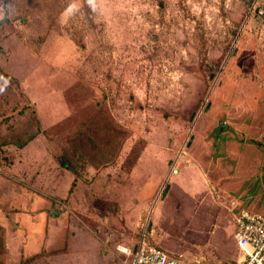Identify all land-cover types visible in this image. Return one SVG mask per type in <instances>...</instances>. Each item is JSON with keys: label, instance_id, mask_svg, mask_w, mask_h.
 <instances>
[{"label": "rangeland", "instance_id": "1", "mask_svg": "<svg viewBox=\"0 0 264 264\" xmlns=\"http://www.w3.org/2000/svg\"><path fill=\"white\" fill-rule=\"evenodd\" d=\"M222 179L264 210V0H0V264L227 254Z\"/></svg>", "mask_w": 264, "mask_h": 264}, {"label": "built area", "instance_id": "2", "mask_svg": "<svg viewBox=\"0 0 264 264\" xmlns=\"http://www.w3.org/2000/svg\"><path fill=\"white\" fill-rule=\"evenodd\" d=\"M238 249L231 263L219 264H264V211L247 207L239 197L231 196L224 203ZM116 254L124 264H215L200 258H189L182 253L170 255L157 245L141 238L134 250L122 243L114 245Z\"/></svg>", "mask_w": 264, "mask_h": 264}, {"label": "crops", "instance_id": "3", "mask_svg": "<svg viewBox=\"0 0 264 264\" xmlns=\"http://www.w3.org/2000/svg\"><path fill=\"white\" fill-rule=\"evenodd\" d=\"M252 164V163H251ZM180 173H182V172H179V174ZM201 175V176H200ZM198 176H200L201 177V180H202V182H203V184H204V188H203V190L202 191H206V189H207V191H209V186H208V181H207V179L204 177V174L202 173V169L200 168V171H199V174H198ZM238 186H239V184H238ZM246 188H240V186H239V191H237V193L240 195L241 194V196H239V195H232V196H236V197H239L240 199H241V201L247 206V207H249V208H251V209H253V210H255L253 207H254V203L253 202H250L249 201V199L251 198V191L248 189V186H247V184H246V186H245ZM212 188V191H211V193L214 195L215 194V196H218V194H219V192L218 191H215L216 190V188L214 189V186H212L211 187ZM230 187L229 186H227V184L225 185L224 183H223V179H222V196H227L230 192ZM202 191H200V192H202ZM195 193L196 194H198V192H196L195 191ZM195 196H197V195H195ZM229 197H231V195L229 196L228 195V197H227V199L229 198ZM225 202H226V200H225ZM224 202V203H225ZM224 203H223V208H224V212H225V215L227 216V218H228V223H229V225H232L231 224V222H230V219H229V216H228V213L226 212V209H225V207H224ZM262 211H264V210H262ZM192 215H197V213H196V211L194 210L193 211V213H192ZM191 215V216H192ZM199 216H201V215H199ZM202 217H204L205 218V216H202ZM217 217V216H216ZM216 217H213L214 218V220H208L207 219V224H205L204 223V227L203 228H201L200 229V231L201 232H205V233H208V236H207V238H206V246L207 247H209L208 249H210V252H212V253H214V256H210V255H208V254H206L205 252H201V251H199L198 250V252L197 253H195V252H192V254H190V255H188L187 257H189V258H200V259H202L204 262H206V263H215V264H219V263H222V262H225V263H231L232 262V260L237 256V254H238V249H237V246H236V243H235V239H234V237H233V234H232V238H233V240H234V249L232 250V251H230V252H228L227 254H225L223 251H222V242L219 240V238H218V236L215 234V232L213 231V228L215 227V222H216ZM209 225L210 226H212V228H211V230L209 231ZM232 227H233V225H232ZM212 236L215 238V240H217V243H215L214 245L213 244H211V242H212ZM143 238V237H142ZM141 239V238H140ZM139 239V240H140ZM139 240H136V241H134V242H130V243H127V242H120V241H118V242H116V243H122V244H124V245H126L127 247H129L131 250H134L135 248H136V246H137V243H138V241ZM145 240V239H144ZM146 242H148L147 240H145ZM220 242V243H219ZM115 243V244H116ZM148 243H150V242H148ZM114 244V245H115ZM150 244H153V245H157V246H159L161 249H163L165 252H167L168 254H170V255H177V254H179V253H181V252H175V251H173V250H171L169 247H166V246H163V245H160L159 243H157V244H155V243H150ZM114 245H113V249H114ZM205 246V247H206ZM212 246V247H211ZM114 251H115V249H114ZM115 254H116V252H115ZM183 254V253H182ZM185 255V254H184ZM116 256H117V258L119 259V261H121V257L123 256V255H117L116 254ZM186 256V255H185ZM121 263L122 264H124L122 261H121Z\"/></svg>", "mask_w": 264, "mask_h": 264}, {"label": "trees", "instance_id": "4", "mask_svg": "<svg viewBox=\"0 0 264 264\" xmlns=\"http://www.w3.org/2000/svg\"><path fill=\"white\" fill-rule=\"evenodd\" d=\"M196 105H197V104H194V105L191 106L190 109H191L192 112L195 110ZM59 162H60V164H61L62 166L66 167V168L69 167V164L67 163L66 160H62V159H60Z\"/></svg>", "mask_w": 264, "mask_h": 264}]
</instances>
